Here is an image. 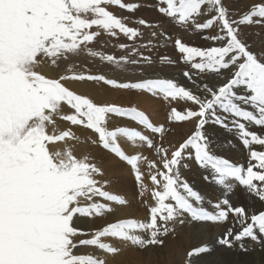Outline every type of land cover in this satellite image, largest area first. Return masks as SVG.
Returning <instances> with one entry per match:
<instances>
[{
    "label": "snow or ice",
    "instance_id": "1",
    "mask_svg": "<svg viewBox=\"0 0 264 264\" xmlns=\"http://www.w3.org/2000/svg\"><path fill=\"white\" fill-rule=\"evenodd\" d=\"M145 6L160 19L120 14ZM165 25L213 46L173 39ZM141 28L163 39L137 46ZM121 35L133 43L119 42ZM113 38L119 55L103 50ZM168 41L175 57L145 54ZM181 65L187 84L167 71ZM74 83L90 91L78 92ZM112 92L162 99L170 106L167 121L192 123L193 130L166 145L163 124L134 102H109ZM179 103L184 107L173 106ZM212 126L242 144L244 164L213 151ZM85 143L112 157L115 171L105 170L103 155L77 154ZM193 162L217 186L215 202L183 175ZM119 164L128 166L146 218L119 215L131 207L112 190ZM239 196L247 203L234 204ZM257 201L264 202V0L237 10L227 0H0V264H110L126 249L158 260L156 249L189 218L218 225L231 218L217 243L237 258L207 264H264ZM84 219L103 223L85 229ZM201 254L217 255L207 244L196 246L184 264Z\"/></svg>",
    "mask_w": 264,
    "mask_h": 264
},
{
    "label": "bare ground",
    "instance_id": "2",
    "mask_svg": "<svg viewBox=\"0 0 264 264\" xmlns=\"http://www.w3.org/2000/svg\"><path fill=\"white\" fill-rule=\"evenodd\" d=\"M247 2L248 0H240L236 6L238 8H242ZM235 4L236 3H232V5L234 6ZM101 39L102 41H107V38L105 37H102ZM196 39L198 41L202 40V38L198 34L191 33L186 36V40L184 41L190 40L189 43L193 44L194 42H196ZM160 49L166 50L167 48L161 47ZM153 57L155 58L156 55ZM167 71L174 76L177 75L179 76V72H180V70L176 67L168 68ZM184 82L185 81H183V83ZM105 98L109 100V102H116L119 104H123L125 106H128L131 102H134L138 108L144 110L146 114L149 115L150 119H152L158 125L159 124L166 125V122L164 121L165 119L164 114L166 110L164 109L168 104L162 99H155L146 94L140 96L133 94L130 96L125 93H117V92H112ZM180 104L184 106L183 103ZM118 123H122L121 120H119ZM191 124L192 123L189 122H183L182 126L179 125V123L172 124L175 125L174 132L168 135L167 133L165 134L164 143L166 145L169 143H174V144L179 143V140L181 139L180 138L181 135H179L181 133L180 131L183 130V135H187V134L189 135L194 127V125L192 127ZM251 130L260 131L258 128L254 126L251 128ZM177 131H179L180 133L178 134ZM209 131L212 133L213 139L216 141L212 145V148L217 155H221L225 158H228L234 163L244 164L246 162L247 153L244 150L242 144L235 138L233 134H229L225 132L223 129H218L216 126H212V128H210ZM226 138L233 140V145L231 146L225 145L224 141ZM157 139L159 140L158 134H157ZM86 145H85L86 150L84 149L85 152H91L93 155L96 156L103 155L104 158L103 167L105 168L106 171H108L109 173L115 171V169L112 167L110 163L112 157H109L107 153L102 152V150L99 147H94L90 144H86ZM125 147L128 146L125 145ZM129 150L131 151L132 149ZM257 150H260L259 146H257ZM80 152L81 151L78 150L77 154ZM144 155L149 156L150 159L153 158L152 154L146 149L144 150ZM118 167L120 170L121 179L119 184L115 185L112 190L121 194H125L131 200V207L121 211L119 215L121 217H135L138 219L146 218L148 215L147 208L144 207L142 203L136 198L135 181L130 173L128 166H126L125 164H119ZM206 174L207 173L205 172V170L199 168V166L196 165L194 162L192 163L190 169H186L183 171V175L185 176V178L195 187L196 190L200 191L203 195L206 196V198L211 199L213 202H215L217 199L220 198V193L219 191H217V186L204 179V176ZM236 191L239 193L240 189L237 188ZM232 202L234 204L241 202L247 203L246 201H244L243 196H239L238 198L233 197ZM256 208L259 210H264V202L257 201ZM142 215H144V217ZM229 227H232L231 218L228 222H225L220 225L214 224L212 222H195V221H191V219L189 218L184 225H180V224L176 225V232L165 239V247L156 249L158 253V260L145 259L147 253L140 252L138 251V249H126L123 252L122 256L113 258V260H111L112 258L110 257L109 258L110 264L111 263L113 264H184V260L187 258V252L190 251L193 247L202 246L204 244H207L211 248H213L217 255L213 257H209L204 254H201V256L194 257L192 259V264H207L208 260L218 259L221 255L225 259H236L237 258L235 255L236 250L229 251L224 246H220L217 243L218 239L223 236V234ZM248 243L251 242L248 241ZM256 247L257 250H259V246L257 245ZM257 254H259V251H257Z\"/></svg>",
    "mask_w": 264,
    "mask_h": 264
},
{
    "label": "rangeland",
    "instance_id": "3",
    "mask_svg": "<svg viewBox=\"0 0 264 264\" xmlns=\"http://www.w3.org/2000/svg\"><path fill=\"white\" fill-rule=\"evenodd\" d=\"M239 1L240 0H228L227 2L229 3V5H230V8L231 9H233V10H237V9H240V8H238L236 5L239 3ZM141 2L143 3L144 2V0H141ZM152 2V0H147V3H151ZM232 3H236L235 4V6L234 5H232ZM234 6V7H233ZM120 14H122V15H125V16H134L135 18H144V19H146V20H148V21H156V20H159L160 19V17H159V14L156 12V10L154 9V8H150V7H147V6H145V7H141L138 11H136L134 14H132V13H127V12H122V13H120ZM132 26H138V25H135V24H133ZM165 27L166 28H168V31L171 33V35H172V37H173V39L177 36V35H179V36H182V38H183V40H186V36L188 35V34H191V33H184V32H182V30H179V29H174V28H171V27H169L168 25H165ZM141 31H143L144 32V36L142 37V38H139V39H137L136 41H135V44L137 45V46H139V45H141V44H147L148 43V40L149 39H152L153 40V43L154 44H159L160 42H161V40L163 39V38H160V39H157V38H152L151 36H150V32H151V29H148V28H141ZM103 37H105V38H107V41L109 40V38L107 37V36H103ZM119 42H123V43H127V44H132L133 43V41H129V40H127V38L126 37H123L122 35L119 37ZM185 42H187V43H189L190 42V40H187V41H185ZM168 43V46L166 47L167 49L166 50H163V49H160L161 47H159V48H157V49H153L151 52H148L146 49H145V54L146 55H152V56H157V54H165L167 51V55H169V56H172V57H175L177 54H176V52H175V50H174V48L171 46V41H168L167 42ZM211 44V42H208V41H205V40H197L196 39V42H194L193 44H191V43H189V44H191V45H193V46H199V47H202V48H206V47H209V46H213L212 44ZM116 44H117V40L115 39V38H113L112 40H111V42L110 43H108V44H104L103 45V50H105V51H108V52H112V53H114V54H117V55H119L120 54V50L116 47ZM170 49V50H169ZM162 50V51H161ZM172 50V51H171ZM147 51V52H146ZM165 51V52H164ZM170 51V52H169ZM155 54V55H154ZM97 64H99V62L97 61L96 62ZM100 66V68H102V70H103V68H104V66H102V65H99ZM182 67H183V65H181L180 66V68L182 69ZM176 68H178L179 70H180V72H179V76L177 75V76H175V78L181 83V84H187L188 82H187V80L185 79V78H183L182 76H181V69L179 68V67H176ZM95 70V68H93V71ZM129 76H130V78H132V79H136L137 78V76L136 75H133L132 73H129L128 74ZM137 75H138V73H137ZM182 77V78H181ZM182 80V81H181ZM183 81H185L184 83H183ZM72 87H74L78 92H82V93H88L89 91H90V89L88 88V86H86V85H81V84H79V83H74L73 85H72ZM173 106H176L178 109L180 108H183L184 106H182V104H174ZM164 110H166L165 111V114H164V118L166 119H164V121L166 122V125H164L165 126V128H166V133H167V135L168 134H171V133H173L174 132V126L175 125H172V124H177V122L176 123H174V122H168L167 121V114H168V111L170 110V106L169 105H167L166 106V108L164 109ZM168 110V111H167ZM121 122L122 123H125V121H123V120H121ZM179 125H183V122L182 123H179ZM168 126V127H167ZM191 126L193 127V124H191ZM171 127V128H170ZM173 127V128H172ZM192 127H191V129H192ZM168 128V129H167ZM76 131H77V134L78 135H80L82 138H84L85 136H87L88 135V133L86 132V131H84V130H82V129H75ZM186 130V129H185ZM193 130V129H192ZM191 130V131H192ZM190 131V132H191ZM181 132V133H180ZM177 131V133L179 134V135H181L180 136V140H179V142H182L181 140H183V139H185L186 137H187V135H183V130L182 131ZM191 134V133H190ZM189 134V135H190ZM87 143H85V145H86ZM85 145L84 144H79L78 146H77V152H78V150H80L81 152L80 153H78V154H83V153H85V151H84V149L86 150V147H85ZM87 146V145H86ZM82 150H83V152H82ZM143 217H144V215H142ZM109 219H111V218H109ZM103 223V221H101V220H99V219H97V220H95V221H91V220H88V219H84L82 222H81V224H80V227L81 228H85V229H88V228H92V227H97V226H99L100 224H102ZM90 249H81V251H84V252H87V251H89ZM138 251H140V250H138ZM141 252V251H140ZM111 260H113V258L111 259ZM111 264H113V263H111Z\"/></svg>",
    "mask_w": 264,
    "mask_h": 264
}]
</instances>
